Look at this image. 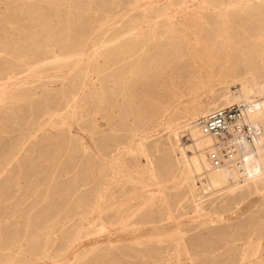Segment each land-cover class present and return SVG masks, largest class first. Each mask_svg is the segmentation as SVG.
<instances>
[{"label": "rangeland", "instance_id": "obj_1", "mask_svg": "<svg viewBox=\"0 0 264 264\" xmlns=\"http://www.w3.org/2000/svg\"><path fill=\"white\" fill-rule=\"evenodd\" d=\"M111 1L116 4H112ZM129 1L132 2L133 5L127 3ZM156 1L157 2L154 3L148 0H98L97 2H99V6L101 4L103 11L94 14L93 12L87 11L80 12V8L88 7L91 0H88V3L86 0H76V2L72 0H57V4L55 5L48 4L46 0H0V70H2V72L4 71L1 80H5L0 81V84H3L0 86V264H74L77 257L89 253V251L94 248V245L98 247V249L83 258L79 264H93L96 261L95 258L97 260L100 259L99 264H156L155 261L159 259L158 257H164L165 255L167 256L168 253L170 254L173 252V250L172 252H165L163 255L160 254L161 256H156L154 258L126 255L121 260L119 247H117L118 249H114L108 242L116 236H118L119 239L120 235L103 228L99 220H91L90 223H84L81 218L82 214L77 211L75 203V200L83 191L88 192V189L93 186L82 185V170L87 165H92L93 161L99 159L105 145H107L109 149H112L117 141H127L125 139L130 132V126H134L137 120L143 118L141 109L139 110L136 104L132 106L129 102L124 101L117 90L120 86L119 69L123 56V53H121L123 51L122 45L115 43L114 46L113 42L105 46L99 45L97 42L100 41L101 34H98L103 28L112 27L119 19L126 22L131 18L130 25L133 26L138 24L137 31L141 33V36H134L135 38L132 36L133 39L131 38L132 41H136L135 39L139 40L132 44V47H134L133 50L135 51L138 49L137 46L140 45L139 43L143 42L149 45V52L156 55L158 53H160L158 55L166 54L172 49L171 47L175 48L176 44H180V42L187 38L182 34V28L180 26H175L171 23L170 14L173 13L175 5L169 3L170 0ZM210 2H208V4L207 2L204 4L198 1L194 4L193 2L190 3L191 6L196 5L202 7L204 5L205 8L208 7L210 9L203 11L204 19L202 22V29L204 30L207 27L204 32L215 40L223 39L224 37L219 36L218 33L224 31L231 40H243L242 43H237V45H242L244 49L241 55L240 52L236 54L241 56L242 61L247 62V66L250 67V69L255 68L256 64L263 58L264 53L256 49L260 45L261 37L257 38L251 36V31L255 29V26H252V24L248 22V11L246 10L242 14L243 17L240 26L236 27L233 26L234 17L231 16L232 19L230 17L227 18L230 15V11L228 13L227 10H223L225 5L221 3V0H211ZM92 5L95 8L97 6L96 4ZM66 8L67 11H64ZM112 9H114V13L110 11ZM41 10L48 18L46 21L49 23V28L55 30H58L57 26L63 25L64 23L77 24V30L79 31L82 28L81 25L90 26V29L88 27H83L85 34L88 35L87 43L83 46V53L85 57H88L95 49L99 53L97 52L94 56V60L89 61L90 64L79 61L80 67L85 69V73L90 71L87 73V78H85L83 70H81V74H79L80 72L78 70V72L76 71L74 64L69 63L72 58L67 59H70L68 65L65 64L59 67L54 66L50 57L43 52H41L40 55H36L28 50L24 51L23 53L26 54H23L21 57V55L18 54L20 50V44L18 42L19 45L15 43L10 44L11 48L6 42L7 45H4L5 43L2 41L9 36L10 38L15 37L13 39L21 38L29 29L26 25L30 22L32 16L35 17V14L39 15L38 13H41ZM162 11L165 12L166 15L164 14L161 18L156 19L157 13ZM67 14L69 16V21L65 19ZM108 14L110 19L106 21ZM223 17L226 23L228 21L229 25L228 23L226 24L227 26L225 25ZM227 19H230V21ZM6 20L8 21L6 22ZM101 22L104 23V27L96 30L94 26ZM26 27L28 29H26ZM114 29L110 28L106 33V37L109 38L112 36L113 32H116L118 29V26L114 27ZM248 30L250 31L249 33H247ZM235 31H241L242 37L233 36ZM73 38H77V32L73 33ZM146 40L148 43L145 42ZM255 41L258 42L254 44ZM253 44L255 47L251 46ZM65 45L67 44L61 43L59 46H56L55 50L57 52L55 55H64L65 52H63V49H66L64 48ZM97 46H99V49ZM250 47L251 49H249ZM3 48H7L8 52H6L7 49L2 50ZM103 50L106 55L105 53L103 54ZM19 55L20 57H18ZM50 56H53V54ZM50 61L51 63H49ZM112 65L114 67H112ZM40 66L41 68H39ZM117 75L118 77H116ZM80 78L83 80L80 81ZM148 78L152 79L153 76L150 74ZM107 80H109L110 83H108L109 81L106 82ZM78 84H80V86ZM5 88H7V90ZM237 88L238 86L236 85L232 86L233 90ZM89 90L93 91L90 92ZM105 90L106 92H104ZM70 93L71 96L69 95ZM85 95L86 97H84ZM65 96L68 98L66 99ZM92 97L98 100L95 101ZM85 102H90L89 105L91 103L93 105H87V107ZM122 104H124V106ZM124 110L127 112H124ZM137 114L140 115L138 116ZM88 119L98 126L93 122L91 123ZM129 122H132V125ZM181 142L182 144L190 143L187 132H183ZM163 155V153L157 155V161L162 167H164V161L161 162ZM126 158L128 159V163L132 162L130 155H127ZM144 161L146 162L145 159H143L142 162L145 163ZM76 177L78 184H76L74 180ZM203 181H205V179ZM197 183L199 186L202 185L201 180H197ZM65 184H68V186L71 185L72 187L69 186L68 188ZM178 185L179 184H172L169 192L171 191L170 194L173 195L172 197L175 200L183 199L184 196L183 202L188 206L184 210H178L180 213L179 216H181L179 221L169 222L166 220H157V222L154 223L145 222L133 232L136 235L141 233L142 236H148L163 230L171 231L178 225L182 226L185 228V231H188H186L187 234H185V236L188 242L187 247L190 250V255H184L181 264H219V262L220 264H231V257L236 255V250H230V246L225 244V240H220L218 237H215V235L213 237L215 232L226 231L228 229V223H239L241 220H246V224L248 225L247 228L249 229L250 227L249 230L252 231L253 227H255L256 233L263 235L264 239V226H262L264 220H261V218H264V212H262L264 210V203H262L264 200L263 190L253 194L251 200L243 203L242 207L239 209L235 208L234 205L231 207H218L216 208L218 211L215 210L218 204L213 206L214 208L210 207L208 209L210 212L203 213L200 216L201 221L205 219L204 222L207 223L200 224L201 222L200 220H196V216L188 214V210L191 209L190 207L192 204L187 197L185 187L180 186L179 188ZM128 188L129 187H127V189ZM202 194H205L208 198H214L220 202L222 201V199L220 200L221 197L215 198L208 196L205 189L202 190ZM219 201H217V203H219ZM257 203H259L260 206L259 204L256 205ZM256 206L257 208H255ZM258 206L260 208H258ZM223 207L226 210H224ZM213 211L215 212L213 213ZM67 214H70L72 218L67 219L65 217ZM158 216L159 214H157V217ZM211 219H213L215 223L213 221H208ZM91 223H94L93 229L88 232V234H81L75 241L74 235L78 232L80 225L84 226L83 228L86 229ZM17 230H19L20 234L14 235ZM32 231H36L39 234L38 236H40L41 244H43L44 240L48 237L50 241L47 252L40 251L34 255L31 254L29 243L32 239ZM131 246L135 247L136 245H131L129 241H126L124 244V248L128 252H130ZM163 246L165 248L166 244H162L161 246L160 243L156 241H149L148 244H143L140 248H143L145 251L147 247L159 248ZM169 247L171 248L172 245ZM153 253H155V251H153ZM118 258L120 260H118ZM145 260L147 261L145 262ZM167 263L172 264L173 262H162L160 264Z\"/></svg>", "mask_w": 264, "mask_h": 264}, {"label": "bare ground", "instance_id": "obj_2", "mask_svg": "<svg viewBox=\"0 0 264 264\" xmlns=\"http://www.w3.org/2000/svg\"><path fill=\"white\" fill-rule=\"evenodd\" d=\"M56 1L57 0H46V2L50 5L57 4ZM72 1L76 2V0ZM86 1L88 3V0ZM97 1L98 0H91L88 7L80 8V12L87 11L97 14L98 12L103 11V7L101 6V4L99 6V2ZM148 1L154 3L157 2L156 0ZM196 1L204 4L207 2L208 4V2H210L211 0H170L169 3L175 5V7L173 8V13L170 14L171 23L172 25L180 26L182 28V34L187 38L184 41L180 42V44H176L175 48L171 47L172 49L167 52L168 54H152L149 52V45L144 44L143 42H140V45L137 46L138 49L134 51V47H132V44L134 42L136 43L138 39H135L136 41H132L131 38L132 36H141V33L137 31L138 24H135L133 26L130 25L131 18H129L126 22L122 21V19H119L112 25V27L103 28L98 34H101V39L99 38L100 41L97 42L96 40V42L102 46H105L110 42H113L114 46L115 43L122 45L123 51L121 53H123V56L119 69L120 75L118 73L120 83L118 84L120 86L117 90L124 101L129 102L132 106L136 104V106L139 107V110L141 109L143 118L137 120L134 126H130V132L128 131L129 134L125 139L127 141H117L112 149H109L108 146L105 145V148L100 154L99 159L93 161L92 165H87L82 170V185L93 186L88 189V192L83 191L81 195L75 200V203L77 206V211L82 214L81 218L83 219L84 223H90L91 220H99L103 228L111 230L117 235H120L119 239L118 236H116L115 238L110 239V241L108 242L111 246H113L114 249L119 247L121 260L126 255L137 257L148 256V258H154L156 256L163 255V253L165 252H172L173 250V252L170 254L168 253L167 256L165 255L164 257H158L159 259L155 261V263L160 264L162 262L172 261V264H181L183 261L182 257L184 255H190V250L187 247L188 242L185 236V234H187V230L185 231V228H183L182 226L178 225L171 231L163 230L148 236H142L141 233L136 235L133 232L136 231L137 228L145 222L154 223L157 222V220H166L169 222L179 221V218L181 216H179L180 213L178 212V210H184L188 206H186V203L184 204L183 202L185 198L184 196L183 199L177 200L172 197L173 195L170 194L171 191L169 192L172 184H179V188L180 186L185 187L187 197L192 204L191 207L189 206L191 209L188 210V214L196 216V220H200V224L207 223L204 222L205 219H202L203 221H201L200 216L203 213L210 212L208 211L210 207L218 204L215 207V210H217L216 208L221 206L231 207L232 205H234L235 208L239 209L240 207H242L243 203L251 200L253 194L257 192L259 193L260 190L264 191V56L256 64L255 68L250 69V67L247 66V62L242 61L241 56H238L239 54H236L237 52H240L241 55V52L244 48L240 44L237 45V43H242L243 40H231L230 38H228L229 36L225 31L218 33L219 36L224 37L223 39H212L211 36L204 32L207 27L204 30L202 29V22L204 19L203 11L209 8H205L204 5H201L202 7L190 5L191 2H193L194 4L196 3ZM111 3L116 4L113 1H111ZM127 3H131V5H133V3L130 1ZM221 3L226 6H224V8L222 7L223 10H227L228 13L230 11V15L227 18H231V16L234 17L233 26L236 27L240 26V22L243 17L242 14L246 10L248 11V22L252 24V26H255V29L251 31V36H255L257 38L261 37L260 45L256 49H259L261 53H264V0H221ZM92 4H96V8ZM158 10L160 11L159 8ZM64 11H67V8L64 9ZM110 11L114 13V9ZM38 14L39 15L35 14V17H30V22L26 25L27 27H29V29L26 27V29L28 30L24 35H22L21 38L19 37L17 39H13L15 37L10 38L9 36L2 42H6L9 45L13 43L17 45L19 43L20 50L18 51V54H20L21 57L23 54H26L23 52L28 50L35 53L36 55H40V53L43 52L45 53V55L50 57L54 66L60 67L61 65L64 66L65 64L68 65L69 63H73L76 71L78 70L80 72L79 74H81V70H83L85 73V69L80 67L79 61L89 63V61L94 60L93 58L98 52L95 49V51L88 57H85L83 53V46L87 43L88 40V35L85 34L83 29L87 27L90 29V26L81 25L82 28L79 31L77 30V24L64 23L63 25L57 26L58 30H55L53 28H49V23H47L46 21L48 18L46 14L42 12V10L41 13ZM164 14L166 15V13L163 11L158 12L156 19L161 18ZM68 18L69 16L67 14L65 19L69 21ZM109 19L110 16L108 14L106 21ZM227 20L230 21V19ZM7 21L8 20H6V22ZM227 23L225 21V25ZM116 26H118L116 32H113L112 36H110L109 38L106 37L107 31L110 28L114 29V27ZM94 27L97 30L98 28L104 27V23L101 22ZM75 32H77L76 39L73 38V33ZM249 32L250 31L248 30L247 33ZM241 34V31H235L233 33V36L242 37ZM145 42L148 43L147 40ZM257 42L255 41L254 44H256ZM6 43L4 45H7ZM61 43L67 44L64 47L66 49H63V52H65V54L55 55V53L57 52L55 50V47L59 46V44ZM254 44L251 46L255 47ZM97 48L99 49V46H97ZM6 49L3 48L2 50ZM249 49H251V47ZM6 52H8V49L6 50ZM104 53L105 52L103 50V54ZM52 54L53 56H50ZM20 55L18 57H20ZM68 58H72L71 62H69L70 59L67 60ZM51 61L49 63H51ZM112 67L114 66L112 65ZM39 68H41V66ZM89 72H86L84 74L85 78H87L86 76ZM3 73L4 71L2 72V70H0V81H5L1 80L3 77ZM150 74L153 76L152 79L148 78ZM118 75L116 77H118ZM97 76L99 77V74ZM82 80L80 78V81ZM108 81L109 80H107L106 82ZM92 82L94 83L93 80ZM108 83H110V81ZM2 85L0 84V86ZM78 85L80 86V84ZM233 85L238 86V88L236 90H233ZM5 89L7 90V88ZM104 92H106V90ZM71 93L69 94L70 96ZM84 97H86V95ZM65 98L67 99L68 97L65 96ZM97 100L98 99H96L95 101ZM89 103L90 102L86 103V106H91L92 103L90 105ZM234 103H246L247 116L249 120L252 121L258 129H260V134L256 139L257 153L254 156L247 157L245 165L246 176L244 177H241L236 170H232L227 165L214 166L212 164L209 158V150L212 147L214 138L210 135L204 134L201 128L197 125V119L199 117L207 115L215 109L225 107ZM122 105L124 106V104ZM125 111L126 110H124V112ZM129 123L131 124L132 122ZM183 132L188 133L190 143L182 144L181 136ZM162 153L164 155L162 160H160L161 162L164 161V167L160 166L159 162L157 161V155ZM127 155H130V157L132 158V162H130V160V163H128V159L126 158ZM143 159L146 160V162L144 161L145 163L142 162ZM202 179H205V181H203ZM74 180L76 184H78L77 177ZM197 180H201V186L198 185ZM210 181H216L221 187L222 190L219 194H217L216 196L211 195V197L215 198L221 197V202L219 200H215L214 198H208L205 194H202L203 189H205V192L207 194V184ZM65 185L66 187L68 186V184ZM127 187L129 188L127 189ZM217 201H219V203H217ZM262 203H264V200L262 201ZM258 204L259 203H257L256 205ZM259 206L258 208H260ZM255 208H257V206ZM214 212L215 211H213V213ZM262 212H264V210ZM157 214H159L158 217ZM65 217L67 219L72 218L70 214H67ZM261 220H264V218H261ZM208 221H213V219ZM93 226L94 223H91L88 228L84 229V226L80 225L78 232L76 231L77 233L76 235H74V240L76 238L78 239V236L83 233L88 234V232L93 229ZM262 226H264V224ZM247 227L248 225L246 224V220H241L239 223H228V229L226 231L224 230L215 232L213 234V237L215 235V237H218L220 240H225V244L227 246H230V250H236V255H233L231 257V264H264L263 235L256 233L255 227H253L252 231L249 230L250 227L249 229ZM36 231H32V239L29 243V249L32 252V255L40 251L47 252V250L49 249L48 245L50 240L48 239V237L44 240V243L41 244L40 236H38L39 234ZM19 234V230L14 233V235ZM126 241H129L131 245H136L135 247L131 246L130 252H128L124 248V244ZM149 241H156L160 243L161 246L162 244H166V246L165 248L164 246L159 248L147 247L145 251L143 248H140L141 245L146 243L148 244ZM170 245H172L171 248L169 247ZM93 247L94 248L91 249L89 253L81 257L76 256L77 258L74 264L81 263V260L83 258L98 249V247H95V245ZM153 251H155V253H153ZM120 259L118 258V260ZM95 260L96 261L94 263L97 262L96 264H99L100 259L97 260L95 258ZM146 261L147 260H145V262Z\"/></svg>", "mask_w": 264, "mask_h": 264}, {"label": "built area", "instance_id": "obj_3", "mask_svg": "<svg viewBox=\"0 0 264 264\" xmlns=\"http://www.w3.org/2000/svg\"><path fill=\"white\" fill-rule=\"evenodd\" d=\"M204 134L214 138L209 158L214 166L227 165L241 177L246 176V159L257 153L256 139L260 134L247 116L246 103H234L215 109L197 119ZM216 181L207 184V194L216 196L221 192Z\"/></svg>", "mask_w": 264, "mask_h": 264}]
</instances>
